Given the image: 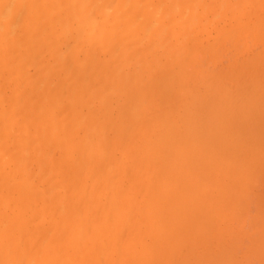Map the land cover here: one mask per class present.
Masks as SVG:
<instances>
[{"label": "bare ground", "instance_id": "obj_1", "mask_svg": "<svg viewBox=\"0 0 264 264\" xmlns=\"http://www.w3.org/2000/svg\"><path fill=\"white\" fill-rule=\"evenodd\" d=\"M154 1H156L155 3L159 1L158 8L155 6L153 7L152 3ZM154 1L0 0V243L1 241L3 242V245H0L2 247V249L0 248V253L4 254L3 252H5L8 255V258H5L4 261L7 259V261L10 262L13 258L25 257L24 253L27 251V259L23 258L26 263H23V260H21L22 262L19 261L20 258L16 259L21 264H32L34 259L32 258V260L30 258L31 256L34 257L33 253L36 249L34 248L35 250H32L33 252H28V250L36 246L39 247L40 244L38 245V242L41 243V241H51V243H53L52 241H59L62 242L61 247L53 248L48 245L43 253L39 252L38 254L35 251V255H38L35 259V264H217V262H214L213 253H210V251V255L205 254V256L202 253L199 254V248L201 246L206 244V246H209V244H211L210 239L212 237V230H215L216 227V225L212 227L211 224V222L215 224V220L212 221L215 218L213 212L215 210L217 211L216 213L220 212L222 215L218 214L219 217L226 219L229 215L228 220L232 219L230 218V214L232 215L237 212V214H235L237 217L235 215L231 217L234 218L235 216V218H238V215L242 214V209L239 210V213V208H237L239 205L237 204V200L239 199H237V197L233 198L234 192H237V189L242 187L239 189L241 190V194L238 198H240L244 190L243 184L252 181V176L249 178L250 180H246V177H248V175L250 176L252 172L253 174L257 172L256 175L258 176L260 172L262 174L264 170V166L262 167L263 170L260 168L261 164L264 165V160H262L264 153L262 154L260 152L261 154H259L262 156L258 155L261 149L255 148V146L259 147L260 145H264V131L262 132L261 130L264 126V112L262 110L264 109V104H262L261 101L264 99L260 98V95H264V90L261 89L264 88V80H262L264 79V77H262L264 75H254V77H257L254 81L257 79L259 81L261 79L259 81L260 83L255 81L256 83L258 82L259 85H254L253 81V73H257L258 71L259 74L260 69L258 70V67L264 68V58L262 57L264 56V49L261 47L262 49L260 48L258 50L259 47H257L261 46V44L258 45V43H263L262 41H264V32H262V29L264 30V23L262 24L264 20L260 18L261 20L259 21V18L251 14L255 9H258V7H254L252 12L249 11V14L254 16L251 18L254 20L256 17L257 20L254 21L256 23H253L251 19V23H253V27L250 25L252 31L256 34L257 32L263 34V36L257 34L261 38L256 37V35L253 37L257 38L255 40L257 49L255 47L252 48L253 45L251 47L253 51L249 48L247 49L252 51V53L249 51L245 52L246 54L247 52L251 54V56L248 55L246 57V61H243V59H245L244 56L243 59H239L245 53L242 54L241 57L239 56L238 60L240 61H235L234 57L236 58L238 54L234 56V51L232 49H234L236 42L237 44L239 42L235 39L231 41V43L236 41L235 44H232L234 45L231 49L233 52H229V55L231 54L232 56L227 55L228 51H223L226 53L224 56L226 60L228 58V60H230L231 58V62L227 60L225 64L229 62L228 64L231 63L230 65H232V68L236 66L238 71L236 67L233 69L238 73L241 70L240 74H235V71L227 64L231 72L234 71L232 73L235 74V76L240 75V79L239 76H237L238 78L235 77L236 81L242 85L248 81L245 84L249 85V87H240L239 83H237L238 86L236 81H233V85H237L236 87H240V89L235 87V90L232 85L233 87H231L233 90L230 93L234 95L236 93L235 91H237V95L231 98L230 96H232V94H226L227 90L231 91V89L227 87L229 83L226 82L227 85L224 81L229 79L234 80V76L229 72L230 69L229 71H227L228 69L226 70L227 66L221 68L223 66L220 65V67L216 63L215 65L218 66V68H216L214 62L212 64V66L214 65L216 68L212 69L214 74L210 70L211 67L210 69L204 67V69L212 74L214 78V75H216L217 78H215L216 80L213 77V79L210 78L211 81L214 80V82H212L213 85H211V81L209 83L203 82L204 86L208 84L206 90L211 87L210 91H213L217 87L213 89L212 86L214 87L219 83H224L223 85H225V88L222 86L223 89H221V85H219L220 87L217 89H220L218 93L221 95L217 93V90H215V94H210V91H206L202 84H198L197 86L193 81L192 86L196 84L195 87L197 90H200L199 86L203 88V91L201 90L203 94L198 91V95L202 98L204 91H206L208 94L205 93L208 96L202 99L206 100V98H209L208 100L210 102V98L215 96L211 102L216 104L212 107L213 103L211 104L210 102L209 104L206 100L207 102L204 101V103L206 102L207 104H203V106L205 105V109L196 110L198 106L200 108L204 107L200 106L202 105V103H200L202 100H200V97L197 95V90L195 91L196 88L194 89L192 86L189 87V79L194 78V80L198 82L201 80L199 76H203L202 78L207 80L206 76H209L207 75L209 73L204 70L203 67H198L199 69L197 67H192L195 63H190L191 60L189 61L188 58H185V60L187 59L186 61H188L186 62L182 57L183 61L180 59L179 61L182 63L185 62L186 64L179 62L178 65L175 63V65L178 66L176 68L171 67L172 69L170 71L166 70V73L165 71L164 73H159L158 70H154V65L152 66V63L155 61L153 60H150L151 65L149 64L152 70L147 66L145 70L144 64L150 58L155 57V51L161 44L162 46L166 44L164 40L169 39L168 36L172 35L171 32L174 29L171 28L172 30H168V32L171 31L170 35L167 33L168 36L163 39V41L161 40L163 36L160 39V35L162 34L159 33L161 30H159L158 27L161 29V25L162 27L164 26L162 23L165 22L160 19L161 17H165L160 13L164 14L167 10L170 12L169 8L167 10L163 9L164 13L162 12L163 10L160 11V9H162L165 3L168 7L171 4H173V6H171L174 7L179 0H170V4L167 3V0ZM197 1L198 0H196V2ZM226 1L229 0H225L224 4H229L225 3ZM179 2H181L180 4L182 5L184 3L186 7V4L189 5L186 2H191V0H186V2L185 0H180ZM196 2H194V4ZM204 2L206 3L207 0ZM214 3L216 6L218 2L216 3L215 1L211 4ZM194 4L191 6L190 13L192 14L198 9L197 6L195 7L196 9L192 8ZM202 4L205 6L203 2ZM202 4L199 8L203 11L204 7ZM218 4V8L222 9V7H220L221 0ZM181 8L184 10V6ZM260 8L259 5V9ZM177 9L175 8V11ZM246 10L247 9L244 11ZM173 11L174 9H171V12ZM260 11L261 9L259 12ZM204 12L205 10L203 14ZM180 13H183L181 9ZM200 13H202L201 10L198 13L199 16L197 15L198 17L202 15ZM207 13L209 15L211 14V18L218 14L217 11L214 15H212L211 11L210 13L207 11ZM167 14L168 11L165 15L167 16ZM245 14H247L248 19L250 15H248L247 12ZM183 15L184 13L181 14L182 17ZM259 15H261V13H259ZM262 16H264V14H262ZM188 17L191 18L193 16L189 15ZM205 17L207 18L209 16L206 15ZM203 18L201 20L202 22ZM169 19L172 21V19L175 20L177 17L171 18L170 15ZM188 19H186V21H188L189 24ZM207 19H205V21ZM195 20H197V18ZM199 21L198 24H201ZM218 21L221 20L219 19ZM247 21H249V19ZM212 22H210V24ZM172 23L174 22H168L166 24ZM186 23H184V26ZM182 24L183 23H181L180 26L177 25L178 28H180ZM194 24H196V22ZM217 25L219 24L217 23L216 26ZM245 25L249 30V23L247 22ZM254 25L260 26L261 30L258 27L257 30ZM187 26L188 27L185 29L186 31L190 28L189 25ZM164 27L167 28V25ZM166 28L162 29V31L164 30L163 35L166 34ZM178 28H176V30ZM244 28L245 27H242L240 29L241 33L237 29V31L233 29L230 33L233 32L234 34V31L235 33L239 32L234 34V38L238 36L242 41V38L245 39L248 36L247 40L250 41V39H252L253 42L254 39L252 38V31H250L251 28L249 31H242L246 29ZM254 28L256 31H254ZM180 29H182V27ZM196 30L197 29H195V31ZM210 30L213 31V29ZM218 31L220 30L218 29ZM242 32L244 34L250 32V35L248 33L244 35ZM157 33L160 35L158 34L156 37L157 39L159 38L162 43L158 41L160 44L158 43L159 47H156L157 49L155 50L153 46H155L157 42L152 40V38H156L155 35ZM226 33L229 34V31L222 34ZM200 34L203 35L202 33ZM233 34L231 33V35L229 34L227 36H232L233 38ZM240 34L242 35L240 36ZM172 36L170 37L173 38ZM223 36L218 40L210 39L213 44L220 45L219 42L221 40H229L228 38L224 39L225 36ZM179 37L175 39L180 40ZM257 40H260V42H257ZM150 41L152 42L151 45ZM153 41H155V43ZM181 41L182 40H180V42ZM215 41L217 43H215ZM209 42L210 43L202 44L199 48L204 50L206 46H214L211 44L212 42L210 40ZM229 42H227L229 44L227 46L231 45ZM191 43L192 42H190V44ZM176 44H179V42ZM187 44L188 43L185 45ZM237 44L236 46L241 43ZM162 46L159 50L164 48H162ZM166 47L167 48L164 49L166 50L165 53L169 52V45H166ZM220 47L223 48L222 45H220ZM211 48L212 47H210V49ZM215 48V46L212 48L213 53L211 55L220 57V53H217L218 55L216 54ZM236 48L238 47H235L234 50H238ZM207 49L210 50L209 47ZM240 49V51L243 50V48ZM202 50L201 53H203ZM208 50L205 49L204 53ZM199 51L200 49L197 51L193 49L189 52L190 54L194 52V54L198 56L195 58L194 54H191L194 56L192 57L194 61H198L200 55L202 56ZM254 51H258L259 54L262 51V54H260V56H262L259 57L258 54L254 55L256 54ZM197 52H199L200 55ZM217 52L220 51L217 50ZM156 54H158L157 51ZM190 54H188L187 57H190ZM159 56L161 57L160 54ZM254 56L263 59L262 62V59L259 61L256 57L257 60L261 62L259 66H257L259 63ZM203 57L205 61L208 59L206 54L202 56L201 66L206 63L205 61L203 63ZM225 58L221 60V63ZM209 59L212 61L210 56ZM213 61H216V59ZM234 61L236 65L232 63ZM237 61L241 63V65L238 64ZM254 61H256V67L253 65ZM244 62H247L245 66ZM249 63L250 65L252 64L251 68L248 67ZM197 64H199V62H197ZM181 65H183V68ZM184 65L188 67H185L188 71L191 67L192 70H190L193 71L192 73L194 74L196 73L195 70L197 73H199L198 70L206 71L207 74H204L202 71L200 75L196 73L197 75L195 76H197V79L191 76V78L185 80L188 87H186V85L183 86L181 85L183 79L187 75V77L190 75L186 74V72H181V69L182 71L185 70ZM237 65H239V67ZM168 67L166 69H168ZM242 67L246 68V76H248V78L245 76V73L242 75V71H245ZM219 68L229 72L226 75L222 74L225 78L232 76L223 81L224 77H221L222 75L220 76L218 73L215 74L217 70L222 71ZM253 68H255L256 71ZM146 73L149 74L145 76ZM249 73L252 74L253 78L250 77L251 75ZM181 74H183V76ZM244 77L246 80L241 81L245 79ZM249 78H252V81ZM261 81H263V83H261ZM228 82L231 84L232 81L230 80ZM249 82H253V84ZM185 88H187L186 93L194 90L193 93H187L189 94L188 96L196 92L193 97H189L197 106H192L195 105L194 103L192 105L190 104V106H192L191 108L195 107V110L193 109L194 111L188 107V109H186L188 111L183 112L185 106L182 110L176 107V105H173L175 102L173 99L175 98V100H177L176 96L178 95H180L181 100L187 102V100L182 99L184 97H181L183 94V96L188 98L187 94L184 92V95L183 93ZM189 88L193 89L190 91ZM261 92L263 94H261ZM254 93L259 96V98L255 96V98L257 97L258 99L256 98V100L252 101L251 98L254 97ZM224 94L227 96L229 95V98L224 96ZM218 95L220 97L224 96L225 99L222 97L219 101L220 98ZM120 96H123L124 99ZM236 96L246 97L249 101L251 99L252 102H250L253 104L259 100L260 103L258 102V104L255 103L252 105L250 102L249 104L246 103L248 102L246 100V107L245 104H243L245 100ZM117 97L123 100L122 103L120 99V103H116ZM241 99L242 101H240ZM216 101H218V104ZM178 103L179 101L176 104L178 105ZM198 103H200V105ZM236 104H239L237 106L239 110L245 106L247 112L250 111L248 109L250 106L251 108L252 106L254 107V110L252 109L250 111L252 113H248L251 116V121L248 119L250 117H243L248 116L245 107V111H242V109L239 111L237 109L235 112ZM241 104L244 106H240ZM186 105L188 106L187 103ZM255 105H258V108ZM162 106L172 109V111L165 112L164 110L167 108H163ZM173 106L175 107L172 108ZM206 106L209 108L207 109ZM259 107L261 109H259ZM175 108L182 110L183 114H181L182 112L177 114L175 111L178 109L176 110ZM255 108H257L258 111L261 110L260 114L263 117H258L259 112L255 110ZM232 111L237 114L235 115ZM238 111L241 113H238ZM254 112L256 115L253 114ZM232 113L235 115V118L231 117ZM239 114H241L242 117H239ZM256 116L257 118H255ZM227 119H231V122L234 121L237 122V124H240L238 123L239 120L243 121L247 119L244 121H246L245 124H248H243V126L248 129L246 131H248L249 135L251 131L257 134L258 130H256V127L262 126L261 129L258 127L260 134L258 133L259 136H257V138H254L256 135H253V141L251 137H249L250 139L248 138L249 135L245 132V128H243L241 132H237V130H234L233 126H236L235 129L241 126L234 125L235 123L232 124L231 122H229L231 124H229V126L227 125ZM255 120L261 125H257L258 123L255 125ZM259 120H263V122ZM221 126H226L229 129L233 127L231 128L233 131H227L226 127ZM251 126L254 130L251 129ZM233 132H237L236 136L240 132V135L238 134L240 138L244 133L246 136H244V134V137L239 139ZM242 132L244 133L241 134ZM227 133H233L234 136H232V134L228 135ZM230 137H236L237 140H231ZM245 137L247 140L249 139V141H245V139H243ZM258 137L262 138L258 139ZM238 140L242 141V144L238 142ZM251 141H253L251 144L255 149L251 148L255 151L251 150L250 147V149L248 148ZM257 142H259L260 145ZM254 143L257 145H253ZM239 144L246 146L243 148V146ZM229 145L231 146L228 147ZM234 146L241 148H238L239 153H241L243 149L246 153H244V155H246L244 157L248 159L245 161L247 164L243 161V163L241 162L242 168L245 166L243 169L241 168L244 173L239 167L240 160L244 159L242 156L244 151L240 156L236 155L237 157L239 156V158L241 157V159H238V162L236 156L233 155V151H235V154H238V149ZM229 151H232L231 155L235 157L234 159L229 155ZM251 151L254 154L257 153L256 156H252ZM257 155L258 157L260 156V165L259 162L258 164L254 162V160L256 161L258 159ZM230 158L237 163L230 160L233 162L230 163L233 164V166L230 165V170H232L233 167L232 171L229 169L225 170L229 165L228 163L230 161L228 162V160ZM249 160L257 165L258 169H256V167L254 168V164H251L253 169L256 170L255 172L249 167L251 163ZM234 164L239 167L236 168L241 170L243 174L247 175V172L249 173L247 176L244 175L243 177V175H240L241 172H239V183L237 179H235L236 181L233 180L234 176L232 178L231 172H233L234 169L238 172V170L234 168ZM220 168L223 170L221 169L218 171ZM248 168L251 169L248 170ZM216 170L220 174V176L217 175L219 178V180L217 179L218 184L223 182L228 185V181H220V178H225L224 175L230 172L228 175L231 174V180L229 177H227V180H230L233 184L229 185V187H234V191L232 188L231 191H229L230 189L227 190L229 187L225 184H222L223 187H220L219 190L214 184L213 186L215 188L210 186L211 179H215L213 173ZM224 171H226V173ZM221 172H224L223 176ZM236 172L234 171L233 175H235L234 173ZM256 175L254 174L255 177ZM239 176L242 178L241 181ZM256 178L255 180L257 183L258 178ZM234 183H236L237 186L234 185ZM241 183H243V186L240 185ZM248 184L245 185L247 191L250 188L247 186ZM256 186H258V184ZM223 188L225 190H222ZM213 190L226 193L225 195L223 193V196L227 197L224 199V201H226L224 202L223 198L221 201L219 197L221 194L218 193L219 196L213 195L216 197V201L218 200L217 198H219V202L217 201L216 203V201H214L215 197L214 199H212L213 197L211 198ZM247 191L245 192L247 193ZM250 191L251 189L248 192ZM254 194L256 195V193ZM246 196L249 195L247 194ZM231 199H234V202L231 201ZM257 199L260 204L261 199L259 197H257ZM230 202H233V204H230ZM225 203H229L230 205ZM222 205L224 208L221 207ZM219 206L224 212L219 211ZM228 206H232L230 210ZM234 207H236V210L233 209ZM257 207L259 206L257 205ZM209 210L211 211V216L210 213H205ZM244 210L247 211V207ZM229 212L231 213L229 214ZM204 213L210 218H205L206 215ZM224 213L227 217L223 216L225 215ZM243 213L245 212L243 211ZM262 216H264V214ZM240 217L241 216H239V218ZM235 218L234 220H236ZM238 219L236 221L240 223V219ZM257 220L258 219H256V221ZM234 238L235 243L238 237ZM254 239L258 240L259 237ZM230 242H232V240ZM262 242H264V240H262ZM229 244L231 245L232 243ZM219 245L217 247L223 250L221 249L218 254L220 255V253H223L224 255L222 254L223 257L221 255V260L218 259V261H221L220 263L222 264H226L222 262L225 259L226 262L228 261L227 264L231 263V261H233L231 264L235 263V256L238 258V255H235L237 253L227 257L226 255L228 252L226 253V249ZM262 245L264 244H260V247ZM205 249H207V247H205ZM229 249L230 247L227 248V251H230ZM251 249H253V247ZM205 251L207 253V250ZM253 251L248 254H252L250 256L254 257L255 254H253ZM241 252L239 254L243 253ZM218 254L216 256H218ZM39 255L41 256L39 257ZM255 257L258 259L256 255ZM16 259L12 261L13 264L16 262ZM244 260L248 262V259L245 258ZM219 262L218 264H220ZM0 263L5 264L6 262L3 263V261H0Z\"/></svg>", "mask_w": 264, "mask_h": 264}, {"label": "rangeland", "instance_id": "obj_2", "mask_svg": "<svg viewBox=\"0 0 264 264\" xmlns=\"http://www.w3.org/2000/svg\"><path fill=\"white\" fill-rule=\"evenodd\" d=\"M153 1H154V0H153ZM153 1L149 0V2H153ZM157 1H158V0H157ZM179 1H180V0H179ZM179 1H177V5L175 4L174 7H172L173 4H171L172 6L169 5V7H168L167 4L165 3L164 6H163L164 8L162 7V9H160V11H162L163 9H164V10H167L168 8L170 9V12H169V10H167V11H168L167 16L165 15V13H167V11L164 13V10H163L162 12H163L164 14L160 13L162 16H163V15L165 16L164 18H162L161 15H160V17H161L160 19L165 21V22L162 21V22H164V23H162V24H163L164 26L167 25V28L163 26V27L166 28L167 30H166V32H165L166 34H164V35H165V36H164V35H163L164 30L162 31V29H164V28H163L162 25H161V29H160V27H158V28H159V30H161V31H159V33L162 34V35H160L159 33H157V34L155 35V37L159 34V35H160V39H161L162 36L164 37V38L162 37V39H161V40L163 41V39L167 38V36L170 35V32H171V31L168 32V30L171 29V28H172V29L174 28L173 30L171 29V30H172L171 33H172L173 36L170 35V36H172L174 39L171 38L170 36H168L169 39H167V40L165 39V40H164L166 44L163 43L165 46H164V45L162 46V44H161L160 47H159V46H158V43H159V42L162 43V41L159 40V38L157 39V37H156V38H154V37L152 38V40H155V41L157 42V43H156L157 46H156V45L153 46L154 44L152 45L153 47H155V50H156L158 47L161 48V46H162V48H163V47H164V48L162 49L163 52H162L161 49L159 50V48H158V49L156 50L158 54H156V51H155V57H154V58H150V59L144 64V66H145V70H146V66H147L149 69L152 68L151 66H149V64H150V60H153V61H155V62L157 61L156 63H155V62H154V63L151 62V63H152V66L154 65V66H153V67H154L153 69L156 70V71L158 70L159 73H164V71H165V73H166V70H167V71H170L172 68H176V67L179 65L178 63L181 62V61H179V59L182 60V61H183V59H184V61H186L187 59L185 60V58H188L189 61H190V60L193 61V62L190 61V63H192V64L195 63V65L192 66V67H197V68H198V67H203V69H204V67H205V68L207 67V68H209V69H210V67H211L210 70H211V72L213 73V72H214V71L212 70L213 68H215V67L218 68V66L222 65L223 67L220 66L221 68H225V67L227 66V67H226V70L228 69L227 71H229V69H230L229 66H231V68H232V65H230L231 63L228 64L229 62H231V61H230L231 58H230V60H228L229 58L227 57V55H228V56L231 55V54L229 55V52H230L231 49L234 47V45H232V44H235V42H236V41H235L234 43H231V41H232V40L234 41V39H235V40L239 41L238 44L241 43V44L238 45L237 42H236V44H237L238 46H236V44H235V47H238V48H236V49H238V50H234V49H235V47H234V49H232L234 52L231 51V52L234 53V54L232 53L234 56H235L236 54H238V55H236V58L233 56L234 59H235V61H236V60H238L239 56L241 57V55L244 54L246 51H249L250 53H252V51H253V50L251 49L252 45H253L252 48H254V47L256 48V46H257V45L255 44V43H256L255 40L257 39L256 37L261 38V37L258 36V35H262V36H263V34H260V33L257 32V34H258V35H257L255 32H253L251 26L253 27V23H256V22H254V21L256 20V17L259 18V21H260L262 18H263L262 20H264V16H262V14H264V12H261V11H264V9H263V7H264V5H263V4H264V0H231V1L229 0L230 2H229V1H226V2H225V3H229V4H224V1H225V0H221V5H220V7H222V9L218 8V7H219V4H218V3L220 2V0H219V1H217V0H207L206 3L204 2L205 0H198L197 2H196V0H191V2H186V0H185V2L189 4V5L186 4V7H187V8L185 7V4H184V3H183V5L180 4L182 1H181V2H179ZM200 1H201V2H200ZM208 1H209V2H208ZM215 1H216V3L218 2V3L216 4V6H215V3H214V4H211V3L215 2ZM239 1H240V2H239ZM243 1H244V2H243ZM155 2H156V1H154V2L152 3V5H153V7L155 6L156 8H158V3H159V1H158L157 3H155ZM183 2H184V1H183ZM194 2H196V3L194 4ZM202 2L205 4V6H203ZM232 2H233L234 4H233ZM167 3L170 4L171 1H170V0L168 1V0H167ZM173 3H174V1H173ZM175 3H176V1H175ZM230 3H231V4H230ZM156 4H157V5H156ZM178 4H180V5H178ZM192 4H194V5H193L194 7H192V8H195V7L197 6L198 9H199V10L197 9L195 12H193V14L190 13ZM201 4H202V6L204 7V10H205L204 14H203V11H204V10L202 11V9L199 8V6H200ZM209 4H210V7H209ZM181 5L184 6V10H182L183 8H181V7H182ZM225 5H226V6H225ZM238 5H239V6H238ZM242 5H243V6H242ZM247 5H248V7H247ZM259 5H260V7H261V8H260V9H261L260 12H259V10H260V9H259ZM202 6H201V7H202ZM206 6H207V7H206ZM214 6H215V8H216L217 10L214 8ZM233 6H235V7H233ZM245 6H246V7H245ZM203 7H202V8H203ZM205 7H206L207 9H206ZM229 7H230V8H229ZM254 7H256V8L258 7V9H255L256 11H255V10L253 11L252 9H253ZM156 8H155V9H156ZM165 8H166V9H165ZM175 8H176V9L178 8V9L176 10V11H178V12L175 11ZM185 8H186V11H185ZM208 8H209V10L212 12V15H214L216 11H217L218 14H216L215 16H213V18H211V17H212L211 14L209 15V14L207 13V11L210 13V11L208 10ZM210 8H211V9H210ZM248 8H249V9H248ZM171 9H172V10L174 9V11L171 12ZM180 9H181V12L184 13L183 17L181 16V14H183V13H180ZM187 9H188V10H187ZM195 9H196V8H195ZM195 9H194V10H195ZM213 9H214V10H213ZM219 9H220V10H219ZM228 9H229V10H228ZM238 9H239V10H238ZM241 9H242V10H241ZM245 9H247V10L244 11ZM262 9H263V10H262ZM200 10H201V12H202V13H200V14H202V15H201L200 17H198V16H199L198 13H199ZM215 10H216V11H215ZM218 10H219V12H218ZM257 10H258V11H257ZM192 11H193V9H192ZM239 11H240V12H239ZM243 11H244L245 13L247 12L248 15H250V14H249V11H251V12L253 11L251 14H252V15H255L256 17H255L254 20H253L252 18H253L254 16H251V15H250V17L248 16V19H249V21H250V22H249V21H247V20H248V19H247V14H245ZM185 12H186V13H185ZM233 12H234V13H233ZM238 12H239V13H238ZM254 12H256V13H254ZM173 13H174V15H173ZM194 13H195V14H194ZM223 13H224V14H223ZM259 13H261V15H259ZM191 14H192V15H191ZM234 14H235V15H234ZM170 15H171V18H173V17L176 18V17H177V19H175V20L172 19V21H170V19H169V18H170ZM176 15H177V16H176ZM189 15H190V16H193V17L190 18V17H188ZM197 15H198V16H197ZM206 15L209 16V17H207L208 19L205 17ZM243 15H245V16H243ZM175 16H176V17H175ZM179 16L182 17V18H180ZM231 16H232V17H231ZM259 16H260V17H259ZM203 17H204V18H203ZM239 17H241V18H239ZM244 17H246V18H244ZM251 17H252V18H251ZM166 18H167V20H166ZM188 18H190V19H192V20H190V19H188ZM196 18H197V20H195ZM202 18H203V22L201 21ZM209 18H211V19H213V20H211V19H209ZM228 18H229V19H228ZM260 18H261V19H260ZM168 19H169V21H168ZM180 19H181V20H180ZM186 19L189 20V24H188V21H186ZM205 19H207V20L205 21ZM219 19H220L221 21H218ZM232 19H233V20H232ZM236 19H237V20H236ZM251 19H252L253 23H251V22H252ZM199 20H200V21H199ZM175 21H176V22H175ZM183 21H184V22H183ZM185 21H186L187 23H186ZM198 21L201 22V24H198ZM212 21H213V22H212ZM217 21H218V22H217ZM232 21H233V22H232ZM256 21H257V20H256ZM168 22H174V23H172V24H166V23H168ZM195 22H196V24H194ZM208 22H209V23H208ZM210 22H212V23L210 24ZM247 22L249 23V27L251 28V30H250V28H249V30L252 31V33H253L252 38L256 35V37L253 38V39H254L253 42H252V39H250V38H249V39H250L251 42L247 40V39H248V36H247L245 39L242 38V41L240 40L241 38H239L238 36H237L238 39H237V38H234V36H235L234 34L239 33V32L235 33V31H234V34H233V32H231V33L233 34V38H232V36H230L232 39H231L229 36H227V35H229V34L231 35L230 31H232L233 29H234V30L237 29V30H239L240 33H241V30H240V29H241L242 27H245V28H246V25H245V24H246ZM181 23H183V24L181 25L182 29H180L181 27L178 28V26H180ZM184 23H186L185 26H184ZM217 23L219 24V25H217L218 28H217V26H216ZM228 23H229L230 26L228 25ZM240 23H241V25H240ZM263 23H264V21L262 22V24H263ZM209 24H210V25H209ZM234 24H235V25H234ZM258 24H259V25H262V24H260V23H258ZM177 25H178V26H177ZM187 25L190 26V28H189L188 31L185 30L186 27H188ZM193 25H194V26H193ZM201 25H202V26H201ZM214 25H215L216 27H215ZM250 25H251V26H250ZM256 25H257V24H256ZM256 25H254V26H255L256 29L258 30V28H260V26H256ZM159 26H160V25H159ZM191 26H192V27H191ZM199 26H201L202 28L199 27ZM213 26H214L215 28H214ZM226 26H227V27H226ZM231 26H232V28H231ZM240 26H241V28H240ZM247 26H248V25H247ZM198 27H199V28H198ZM236 27H237V28H236ZM257 27H258V28H257ZM261 27H262V26H261ZM176 28H178V29H177L178 31L176 30ZM204 28H205V29H204ZM208 28H209V29H208ZM225 28H226V29H225ZM229 28H230V30H229ZM245 28H244V29H245ZM263 28H264V27H263ZM187 29H188V28H187ZM195 29H197V30H196L197 32L195 31ZM210 29H213V31L216 29V30H215L216 33H215V31L213 32V31H211ZM218 29H219L220 31H218ZM221 29H222V30H221ZM254 29H255V28H254ZM254 29H253V30H254ZM256 29H255L254 31H256ZM179 30H180V31L182 30V31L180 32ZM205 30H206V31H205ZM208 30H210V31H208ZM224 30H225V31H224ZM237 30H236V31H237ZM246 30H248V28H246L245 30H242V31H246ZM249 30H248V31H249ZM260 30H261V28H260ZM260 30H259V31H260ZM203 31H204V32H203ZM217 31H218V33H217ZM227 31H229V34H228V33H226V34H222V33H225V32H227ZM161 32H162V33H161ZM185 32H186V34H187V33H188V34L186 35ZM212 32H213V33H212ZM260 32H261V31H260ZM262 32H264L263 29H262ZM167 33H168V35H167ZM181 33H182V34H181ZM200 33H202V34L205 35V36L201 35ZM209 33H210V34H209ZM219 33H220V34H219ZM242 33H243V32H242ZM247 33L250 35V32H247ZM247 33H246V34L243 33V34H244V35H247ZM207 34H208V35H207ZM183 35H186V36H183ZM200 35H201V37H200V39H199V36H200ZM209 35H210V36H209ZM223 35H224L225 37H224ZM241 35H242V34H240V36H241ZM251 35H252V34H251ZM179 36H180V37H179ZM222 36L224 37V39H225V38H228L229 40L231 39L230 42H229V40H224V41H226V42H224V41L221 40V39H220V40H221L220 42L218 41V42L220 43V45H222L223 48H221L220 45L213 44V42H212L213 39H215V40L217 39V40H218V39H219L220 37H222ZM158 37H159V36H158ZM176 37H177V38L179 37V39L182 40V41L180 42V40H176V39H177ZM184 37H185V38H184ZM242 37H243V36H242ZM244 37H245V36H244ZM249 37H250V36H249ZM175 38H176V39H175ZM183 38H184V39H183ZM204 38H205V39H204ZM210 38H211L212 40H211ZM259 38H258V39H259ZM148 39H149V38H148ZM149 40H150V39H149ZM170 40H171V41H170ZM175 40H176V42H175ZM209 40L212 42L211 44L214 45V46L216 47V48H215V50H216V51H215L216 54H217V53H218V54L220 53V55H221V56L219 55L220 57L211 55V54L213 53L212 48H214V46H206V48H205L206 50H208V49H207L208 47H209V49H210V47H212L210 50L206 51V53H204V52H205V49L202 50L201 48H199L200 46H202V44L210 43ZM245 40H246V41H245ZM262 40H263V38H262ZM155 41H153V42L155 43ZM158 41H159V42H158ZM167 41H168V42H167ZM173 41H174L175 43H174ZM177 41L179 42V44H176V43H178ZM204 41H205V42H204ZM222 41H223V42H222ZM247 41H248V43L246 44ZM150 42H151V41H150ZM170 42H171V43H170ZM172 42L174 43V45H173ZM185 42L188 43V44L185 45V44H186ZM190 42H192V43L190 44ZM196 42H197V43H196ZM202 42H203V43H202ZM227 42L231 43V45H230L231 47H230V46H227V45H229ZM257 42H260V40H259V41L257 40ZM262 42L264 43V41H262ZM160 43H159V44H160ZM168 43H169V44H168ZM195 43H196V44H195ZM215 43H217V42L215 41ZM219 43H218V44H219ZM221 43H222V44H221ZM225 43H226V45H225ZM263 43H258V45L261 44V46H257V47H259L258 50H259L261 47H263V49H264V44H263ZM151 44H152V42L150 43V45H151ZM189 44H190V45H189ZM248 44H249V45H248ZM250 44H251V45H250ZM166 45H167V46L169 45L168 50H169L170 54H169V52H166V53H165L166 50H164V49L167 48ZM177 45H178V46H177ZM188 45H189V46H188ZM207 45H209V44H207ZM216 45H217V46H216ZM245 45H246L247 47H246ZM262 45H263V46H262ZM174 46H175V47H174ZM244 46H245V47H244ZM156 47H157V48H156ZM169 48L172 49V50H170ZM174 48H175V49H174ZM195 48H197V49H195ZM226 48H227V50H226ZM240 48H243V50L240 51V50H241ZM248 48H249L250 50H252V51L247 50ZM176 49H177V50H176ZM184 49H185V50H184ZM193 49H194V51H197L198 49H200V51H199L200 53H201V50H202V51H203V53H201L202 56H205V54L207 55L208 59H207L206 61H205V59H204V57H203V63H204V61L206 62V63H204V65L202 64L203 66H201V62H202V61H201V57H202V56L200 55L199 52H197V53H199V55H200V58H199V59L197 58L198 61H197V60L194 61V60L192 59V57H194V56H195V58L198 57V56H196V55L194 54V52L191 53V54H194V56L191 55V54L189 53V52L192 51ZM239 49H240V50H239ZM256 49H257V48H256ZM256 49H255V50H256ZM261 49H262V48H261ZM174 50H175V51H174ZM217 50L220 51V52H217ZM244 50H245V51H244ZM159 51H160V53H159ZM178 51H179L180 53H179ZM210 51H211V53H210ZM223 51H228L226 57L228 58L227 60H228L229 62H228L227 64H228L229 66H228L227 64H225V61L227 62L226 58L224 57L226 53H224ZM236 51H237V52H236ZM263 51H264V50H263ZM161 52H162V53H161ZM222 52H223V54H222ZM231 52H230V53H231ZM240 52H241V53H240ZM249 52H247V54L245 53L246 55H245V54L242 55V57L239 58V59H243V56H244L245 59H243V61H246V57H247L248 55L251 56V54H249ZM254 52H255V51H254ZM254 52H253V54H254ZM163 53H165V54H163ZM175 53H176V55H175ZM195 53H196V52H195ZM255 53H256V54H254V55H257V54H258L259 57L262 56V55L260 56V54H262V51L260 52V54L258 53V51L255 52ZM159 54L161 55V57L159 56ZM162 54H163V56H162ZM188 54H190V57H187ZM216 54H215V55H216ZM218 54H217V55H218ZM173 55H174V56H173ZM171 56H172V57H171ZM209 56H210V58H212V59H211L212 61H210ZM231 56H232V55H231ZM252 56H253V55H252ZM156 57H157V60H156ZM173 57H174V58H173ZM182 57H183V59H182ZM221 57H222V58H221ZM256 57H257V56H256ZM256 57L254 56V58L257 60L258 57H257V58H256ZM262 57L264 58V56H262ZM190 58H191V59H190ZM223 58H225V60H223V62H222L223 64H222V63H221V60H222ZM248 58H250V57H248ZM214 59H216L217 62H216V61H213ZM234 59H232V60H234ZM258 59H259V58H258ZM261 59H262V58H261ZM261 59H259V61H260ZM251 60H252V59H251ZM251 60H250V61H251ZM175 61H176V62H175ZM235 61L232 62L234 65H236V64H235V63H236ZM238 61H240V60H238ZM238 61H237V62H238ZM248 61H249V60H248ZM259 61L257 60V62L259 63V64H257V66H259L260 63H261V62H259ZM186 62H188V61H186ZM197 62H199V64H197ZM214 62H215V63H214ZM255 62H256V61L253 62V63H254V64H253L254 67H256V65H255L256 63H255ZM262 62H263V59H262ZM175 63L178 64V65L176 66ZM181 63H182V62H181ZM181 63H180V64H181ZM184 63H185V62H184ZM184 63H182V64H184ZM213 63H214V65L217 63L218 66H217V65H215V67H214V65L212 66ZM242 63H243V62H242ZM185 64H186V63H185ZM188 64H189V63H188ZM206 64H207L208 66H207ZM224 64H225V65H224ZM238 64L241 65V63H239V62H238ZM245 64H247V62H244V66H245ZM150 65H151V64H150ZM171 65H173V66L175 65V66L173 67V66H171ZM209 65H210V66H209ZM234 65H233V66H234ZM248 65H249V66H248ZM248 65H246V66H248L249 68H251L252 64L250 65V63H249ZM261 65H262V64H261ZM263 65H264V64H263ZM168 66H169V67H168ZM181 66H182V68H183V65H181ZM188 66H189V65H188ZM190 66H191V65H190ZM224 66H225V67H224ZM237 66L239 67V65H237ZM167 67H168V69H166ZM171 67H172V68H171ZM185 67H187V66L184 65V68H185ZM235 67H236V66H234L233 68H235ZM180 68H181V67H180ZM187 68H188V67H187ZM187 68H185L186 71H185V70L182 71V69H181V72H184V73L186 72V74H190L189 77H187V76H188V75H187V76L185 77L186 79H185V78L183 79V81H182L183 83L181 84V85H183V86L186 85V87H188V85H187V82H186L185 80L191 78V76H192V77H195V78L197 79V76H195V75H197V74L200 75V72L202 71V70H201V71L198 70L199 73H197V71L195 70V72H196L197 74H196V73L194 74V73H192L193 71H191V70H192L191 67L189 68V71L187 70ZM216 68H215V69H216ZM221 68H219V69L222 70ZM233 68H232V69H233ZM242 68H244V70H245V71H242V75H243V73H245V76H246V75H247V74H246V73H247V72H246V68H245V67H242ZM164 69H165V70H164ZM190 69H191V70H190ZM198 69H199V68H198ZM201 69H202V68H201ZM215 69H214V70H215ZM236 69H237V67H236ZM253 69L255 70V68H253ZM259 69H260V70H259ZM151 70H152V69H151ZM204 70H206V69H204ZM224 70H225V69H224ZM224 70H222V71H218V70H217V72L215 71V74L218 73V74H220V76H221L222 74L226 75L227 73L231 72V69H230L229 72H226V70H225V71H224ZM233 70H234V69H233ZM239 70H240V69H239ZM251 70H252V69H251ZM258 70H259V74H258V71H257V73H253V77H254L255 74H257L256 76H258V75H260V76H261V75H264V68H263V67H258ZM206 71H207V70H206ZM206 71H205V72L202 71V72H204V74H207ZM234 71H235V70H234ZM234 71H232V72H234ZM237 71H238V69H237ZM237 71H235V74H240L241 70L239 71V73H238ZM255 71H256V70H255ZM260 71H261V72H260ZM187 72H188V73H187ZM207 72H208V71H207ZM232 72H231V73H232ZM236 72H237V73H236ZM248 72H249V71H248ZM250 72H251V71H250ZM253 72H254V71H253ZM208 73H209V72H208ZM251 73H252V72H251ZM260 73H262V74H260ZM148 74H149V73H148ZM148 74L146 73L145 76H147ZM186 74H185V75H186ZM201 74H202V73H201ZM213 74H214V73H213ZM232 74H233V73H232ZM235 74H233V76H234L233 79H234V80L229 79L232 75L229 76V77H226L227 79H229V80H226V81H224V80L226 79L225 76H223V75L221 76V77H224V78H223V81H224L225 84L229 83V85L227 84V85H228L227 87H228L229 89H231V91H230V90L228 91V90L226 89V90H227V91H226V94H228V93H229V95L232 94V93H230V92H232V90H233V89H232V87L234 86V85H233V84H234L233 81H236L235 77L238 78L237 76H239V79H240V75L235 76ZM249 74H250V73H249ZM181 75L183 76V74H181ZM185 75H184V76H185ZM193 75H194V76H193ZM199 75H198V76H199ZM207 75H209V76H206V77H207V78H206L207 80L203 79V78H202L203 76H199V79L201 78V80H202V79H203V80H202V81L199 80L198 82H196V81L194 80V78L189 79V80H190V81H189V83H190V86H189V87L192 86L193 81H194V83L197 84V86H198V84H200V85L202 84V85L204 86V83H203V82H207V83H209V82L211 81L210 78H212L213 75L210 74V73L207 74ZM211 75H212V76H211ZM228 75H229V74H228ZM242 75H241V76H242ZM250 75H251L250 77H252V74H250ZM210 76H211V77H210ZM214 76H215V78H217L216 75H214ZM260 76H259V77H260ZM218 77H219V76H218ZM246 77L248 78V76H246ZM253 77H252V78H253ZM262 77H264V76H262ZM182 78H183V77H182ZM213 78H214V77H213ZM213 78H212V79H213ZM215 78H214V79H215ZM242 78H243V77H242ZM244 78H245V77H244ZM252 78H251V79L249 78V79L252 81ZM255 78H257V77H254V78H253V81H254ZM191 80H192V81H191ZM215 80H216V79H215ZM230 80L232 81L231 84H230V82H228V81H230ZM245 80H246V78H245L244 80L242 79L241 81H245ZM247 80H248V79H247ZM250 80H249V81H250ZM260 80H261V79H260ZM260 80H259V81H260ZM262 80H264V79H262ZM200 81H201V82H200ZM218 81H219V79H218ZM255 81H258V79L255 80ZM255 81H254V85H256V84L259 85L260 82L258 81L259 83H258V82L256 83ZM212 82H214V80L211 81V83H212ZM219 82H220V81H219ZM226 82H227V83H226ZM246 82H248V81H246ZM246 82H245V83H246ZM189 83H188V84H189ZM207 83H206V84H207ZM211 83H210V84H211ZM224 83H223V84H224ZM237 83H239V82L236 81V84H237ZM245 83H244L243 85L239 83L240 87H242V86H247V87H249V85H247V84H245ZM249 83H250V84H253V82H249ZM261 83H263V81H261ZM196 84H193V86H192L194 89L196 88V87H195ZM206 84H205V85H206ZM214 84H217V83H214ZM223 84H222V83H219L217 86H214V87L212 86V88H213V89L216 88V87L219 88V87H220L219 85H221L220 88L223 89V88H225V87H224L225 85H223ZM176 85H177V84H176ZM207 85H208V84H207ZM207 85L204 86V89H205V90H206V88H208ZM211 85H213V83H212ZM232 85H233V86H232ZM237 85H238V84H237ZM237 85H235L233 88L235 89V87H236ZM239 85H238V86H239ZM263 85H264V84H263ZM222 86H223V88H222ZM231 86H232V87H231ZM250 86H252V85H250ZM261 86H262V84H261ZM177 87L179 88L178 85H177ZM177 87H176V88H177ZM240 87H236V88H237V89H238V88L240 89ZM247 87H246V88H247ZM252 87H253V86H252ZM256 87H257V86H256ZM193 88H192V89H193ZM199 88H200V90H199V89L197 90V88L195 89V91L197 90V95H198V91H200V93L203 94V92H202V91H203V90H202V89H203L202 86H201V87L199 86ZM217 88L214 89L213 91L217 90V93H218V91H220V89H217ZM258 88H259V87H258ZM185 89H186V90H185ZM185 89H184L183 93H184V92L186 93L187 88H185ZM192 89L189 88L190 91H191ZM241 89H242V88H241ZM261 89L264 90V88H261ZM201 90H202V91H201ZM207 90L210 91V90H211V87H210V89H207ZM207 90H206V91H207ZM235 90H236V89H235ZM262 90H261V91H262ZM206 91H204V95H203V97H205V96L207 97V96H208V95H207L208 92H206ZM213 91H210L209 93H210V94H213V93L215 94L216 91H215V92H213ZM239 91H240V90H239ZM193 92H194V90H192L191 92H187V93L190 94V93H193ZM205 92H206L207 94H206ZM211 92H212V93H211ZM224 92H225V90H224ZM235 92H236V93H235L234 95L232 94V96H230L231 98H232V97H235V95H237V91H235ZM242 92H243V90H242ZM185 93H184V95H185ZM187 93H186V94H187ZM220 93H221V92H220ZM240 93H241V92H240ZM256 93H257V92H256ZM263 93H264V91H263ZM263 93L261 92V94H263ZM189 94H187V96H188ZM195 94H196V92H195L193 95H190V96L193 97ZM205 94H206V95H205ZM218 94H219V93H218ZM219 95H221V94H219ZM219 95H218V96H219ZM229 95H228V96H229ZM258 95H259V94H258ZM190 96H188V98H186V97L183 96V94H182L181 97H184V98H182V99L187 100V102H186V101L181 100L180 95H178V96H176V97H177V98H176L177 100H175V98H174L173 101H175V102H174V104H173V103H172V104H173V105H176V107H178L179 109H182V108L185 106V107H184L185 110L182 109L183 112L188 111V110H186V109H188V107H189V108H191L192 106L197 107L196 104L192 101V99H190V98H191ZM198 96H199V95H198ZM211 96H213V95H211ZM211 96H210V97H211ZM224 96L228 97V96L225 95V94H224ZM224 96H221V97L219 96V98H220L219 101L222 99V97L225 99ZM253 96H254V97L251 98L252 101H253V100H256L257 97L259 98V96H257L255 93H254ZM255 96H257V97L255 98ZM120 97H121V96H120ZM120 97H117V98H116V103H120V102L122 103V101H123L122 99H124V98H123V96L121 97L122 99H121ZM189 97H190V98H189ZM199 97H200V100L203 101V102H202V101L200 102V103H202V105H200V103H198L200 106H203V104L206 105V104H207V103H206L207 101L209 102V100H208L209 98H206V100H207V101H206V100H203V99H202L203 97H202V98H201V96H199ZM216 97H217V95H216ZM236 97H238V98L240 97V98L244 99L245 101H243V104H245L246 107H247L246 103L249 104V102L251 101V99H250V101H249V99H247L246 97H241V96H236ZM178 98H180V99H178ZM214 98H215V96H213L212 98H210V102H211V100L214 99ZM228 98H229V97H228ZM238 98H235V99H238ZM245 98H246V99H245ZM248 98H249V97H248ZM253 98H255V99H253ZM258 98H257V99H258ZM260 98H263V99H264V95H263V96L260 95ZM119 99H120V102H119ZM235 99H234V100H235ZM242 99H241L240 101H242ZM180 100L183 101V102H181ZM189 100H190V101H189ZM246 100H247L248 102H246ZM261 100H262V99H261ZM173 101H172V102H173ZM178 101H179V103H178V105H177L176 103H177ZM204 101H206V102L204 103ZM252 101H251V102H252ZM259 101H260V100H259ZM259 101H258V102H259ZM263 101H264V100H263ZM263 101H261L262 104H264ZM189 102H190V103H189ZM210 102H209V104H210ZM217 102H218V101H216V103H217ZM236 102H237V100H236ZM245 102H246V103H245ZM251 102H250V103H251ZM258 102L256 101L255 103L258 104ZM180 103H181V104H180ZM182 103H184V104H182ZM186 103L188 104V106L186 105ZM193 103H194L195 105H192ZM212 103H213V102H211V104H212ZM238 103H239V101H238ZM255 103H254V104H255ZM259 103H260V102H259ZM190 104H191L192 106H190ZM217 104H218V103H217ZM239 104H240V103H239ZM239 104H236V108H235L236 110H235V112L237 111V109H238L237 106H238ZM243 104H241L240 106H242ZM251 104L254 105L253 103H251ZM251 104H250V105H251ZM205 105H204V106H205ZM212 105H213V106H212ZM212 105H211V106L214 107V105H216V104L213 103ZM204 106H203V107H204ZM243 106H244V105H243ZM245 106H244V107H245ZM255 106H256V105H255ZM260 106H261V105H260ZM263 106H264V105H263ZM162 107H163V108H167V107H164V106H162ZM174 107H175V106H173L172 108H174ZM186 107H187V108H186ZM195 107H194V108H195ZM244 107H243V108H240V110H239V109H238V110L241 111V109H242V111H243V110L245 111V108H246V107H245V108H244ZM256 107L258 108V105H257ZM178 108H175V109L177 110ZM194 108H191V109L193 110ZM206 108L208 109L209 107L206 106ZM250 108H251V106H250ZM250 108H248L250 111H251L252 109L254 110V107H253V106H252L251 109H250ZM257 108H255V110L258 111ZM263 108H264V107H263ZM179 109H178L177 111H175V110H174V111H175L177 114H178V113H181L182 110H179ZM199 109L203 110V109H205V107H204V108H202V107L200 108V107L198 106V108H196V110H199ZM259 109H261V108L259 107ZM189 110H190V109H189ZM194 110H195V109H194ZM194 110H193V111H194ZM201 110H200V111H201ZM262 110H263V112H264V109H262ZM164 111H165V112H168V111H172V109L167 108V109L164 110ZM233 111H234V109H233ZM233 111H232V112H233ZM239 111H238V113H241V112H239ZM250 111L247 112V108H246V113H247V114H248ZM260 111H261V110L258 111V112H259V113H258V117L261 116ZM183 112H182L181 114H183ZM233 113H234V112H233ZM233 113H232L231 117H234V118H235V115H236L237 113H236V114L234 113L235 115H234ZM243 113H244V112H243ZM243 113H242V114H243ZM251 113H252V112H250L249 114H251ZM261 113H262V112H261ZM249 114H248V116H243V117H244V118H246V117H247V118L250 117V118H248V119H249V121H251V120H250V119H251V116H250ZM253 114H255V112H254ZM259 114H260V115H259ZM240 115H241V114H239L238 116H239V117H242V115H241V116H240ZM255 115H256V114H255ZM252 117H253V116H252ZM261 117H263V116H261ZM234 118H233V120H234ZM255 118H257V116H256ZM240 119H241V118H240ZM258 119H260V118H258ZM229 120H230V121H229ZM229 120H228V119L226 120V121H228V124H227V125H229V124H230L229 122L232 121L231 119H229ZM236 120H237V119H236ZM236 120H235V121H236ZM244 120H247V119H244ZM244 120H243V121L239 120L238 123H240V124H237V122H234V121L231 122L232 124L235 123L234 125H237V126L240 125V126H241V127H240L241 129H240L239 127H237L239 130H238L237 128L235 129L236 126H233L235 131L237 130V132H238V131L241 132V130H243V128H245V127L243 126V124H245L246 121H244ZM252 120H254V119H252ZM256 120H257V119H256ZM256 120H255V121H256ZM226 121H225V122H226ZM259 121H260V122H263V120H262V121L259 120ZM225 122H224V123H225ZM247 122H248V121H247ZM252 122H253V121H252ZM254 123H255V125H256L257 123H258L257 125L260 124L258 121L254 122ZM247 124H248V123H246L245 125H247ZM263 124H264V123H263ZM263 124H262V125H263ZM222 125H223V123H222ZM230 125H231V124H230ZM230 125H229V126H230ZM260 125H261V124H260ZM249 126H250V124H249ZM249 126H248V127H249ZM253 126H254V125H253ZM221 127H226V126H221ZM233 127H230V129H229L228 127H226V128H227L226 130L229 131V130H231V128H233ZM254 127H255V126H254ZM254 127H253V128H254ZM258 127H259L260 129L262 128V126H257V127H256L257 129H256V130H258V131H259ZM249 128H250V127H249ZM251 129H252V126H251ZM251 129H250V130H251ZM244 130H245V132L248 133V131H246V130H248V129L245 128ZM252 130H254V129H252ZM261 130H262V132L264 131V126H263V128H262ZM231 131H233V129H232ZM258 131H257V134H256V133L254 134V132L252 133V131L250 132V135H249V133H248V135H249V136L247 135L248 138H249V137L252 138L253 135H254V136L256 135L255 137H254V136H253V137H254V138H257V136H259V134H260V131H259V132H258ZM237 132H233L235 136H236V133H237ZM240 132H239V133H240ZM233 133H227V134H228V135H231V134H232V136H234ZM239 133H238V134H239ZM243 133H244V132H242L241 134H243ZM258 133H259V134H258ZM238 134H237V136L239 137V139H242V137L246 136V134L244 133L245 135L243 134L244 136L242 135V137L240 138V136H239L240 134H239V135H238ZM262 135H263V134H262ZM262 135H261V136H262ZM237 136H236V137H237ZM263 136H264V135H263ZM236 137H232V138L230 137V139H231V140H232V139L234 140V139H236ZM238 137H237V138H238ZM228 138H229V136H228ZM259 138L261 139L262 137H258V139H259ZM230 139H228V140H230ZM243 139H245V141L247 140L246 137L243 138ZM249 139H250V138H249ZM249 139H248L247 141H249ZM263 139H264V138H263ZM236 140H237V139H236ZM251 140L254 141L253 138H252ZM253 141L250 142V145H251V146H250V145H249V146L247 145L248 148H249V147H250V148H251V147L253 148V146H252V144H251ZM263 141H264V140H263ZM230 142H233V141H230ZM230 142H227V143H230ZM238 142L241 143L242 141H239V140H238ZM245 143H246V142H245ZM255 143H256V142H255ZM255 143H254L253 145H257V144H255ZM257 143L259 144V142H257ZM260 143H261V140H260ZM262 143H263V142H262ZM241 144H242V143H241ZM247 144H248V142H247ZM227 145H228V144H227ZM231 145H232V144H231ZM231 145H229L228 147H230ZM233 145H234V143H233ZM239 145H240V144H239ZM239 145H238V146H239ZM259 145H260V144H259ZM235 146H236V145H235ZM235 146H234V147H235ZM238 146L235 147V148H236V149L240 148V147H238ZM240 146H243V148H245L244 146H246V145H240ZM260 146H262V147H260ZM260 146H259V147H258V146H257V147L255 146V148H259V149L262 150V151H261V150H260V151L258 150V151H259V152H258V155H260L261 153H262V154L264 153V151H263V150H264V145H260ZM234 147H233V148H234ZM243 148H242V149H243ZM248 148H247V152H248ZM250 148H249V149H250ZM252 148H251V150L255 149V148H253V149H252ZM228 149H229V148H228ZM231 149H232V148H231ZM240 149H241V148H240ZM233 150H235V149H233ZM233 150H232V151H233ZM232 151H229V155H231ZM237 151H238V154H235V153H234L235 151H233V155H234V156H236V155H239V156H240L241 153L244 151V149H243V151L241 150V151H242L241 153H239V149H238ZM253 151H255V150H253ZM256 151H257V150H256ZM249 152H250V151H249ZM260 152H261V153H260ZM236 153H237V152H236ZM244 153H245V151L243 152V155H242L243 157L246 156V155H244ZM251 153H252V156H253V155L256 156V154H257V153L254 154L252 151H251ZM251 153H250V154H251ZM259 153H260V154H259ZM245 154H246V153H245ZM248 154H249V153H248ZM258 155H257V157H258ZM234 156L231 155V158L234 159V158H235ZM239 156H238V157L236 156V158H237L236 160H237V161H238V159H241V157L239 158ZM252 156H251V157H252ZM255 156H254V157H255ZM260 156H262V155H260ZM260 156H259V157H260ZM243 157H242V158H243ZM251 157H250V158H251ZM259 157H258V159H257L256 161H255L254 158H253V160H254V162H255L256 164H258V162H259ZM231 158L228 160V162H229L230 160H232ZM262 158H263L262 160H264V156H262ZM247 160H248V159H247V158L245 159V157H244V159H241L240 162H239V161H238V162H239L240 165H241L243 162L246 163L245 161H247ZM232 161L235 162L234 160H232ZM242 161H243V162H242ZM233 162L230 161V162L228 163V164H229V165H228L229 167L227 166V167H228V168L226 167L227 169H226L225 167H222V168H225V170H228V169L230 170V169H231V168H230V167H231L230 165L233 166V164H230V163H233ZM241 162H242V163H241ZM249 162H251V163L249 164V167H251V168L253 169V167H252L251 164H254V165H255V163H253V162L250 161V160H249ZM260 162H261V161H260ZM260 162H259V165H260ZM235 163H236V162H235ZM236 164H237V163H236ZM246 164H247V163H246ZM246 164H245V165H246ZM240 165H239V167H240V169H241V168H242V165H241V166H240ZM243 165H244V164H243ZM260 166H261L260 168H262L264 165L261 164ZM236 167H238V166L234 164V168H236ZM239 167H238V168H239ZM244 167H245V166H244ZM244 167H243V168H244ZM247 167H248V166H247ZM255 167H256V169H258V168H257V165H255L254 168H255ZM258 167H259V166H258ZM222 168L218 169V171H220ZM243 168H242V169H243ZM251 168H248V170H250ZM236 169H237V168H236ZM242 169H241V170H242ZM222 170H223V169H222ZM232 170H233V167H232ZM232 170H230V171H232ZM237 170H238V169H237ZM241 170H238V172H236V170L234 169V171L236 172V173H234L235 175H233V172H234V171L231 172V174H232V178H233V176H234V178H233L234 181H236L235 179H237V182H238V175H239L238 173L241 172ZM244 170H245V169H244ZM246 170H247V169H246ZM248 170H247V171H248ZM253 170H254V172L256 171L255 169H253ZM253 170H252V171H253ZM259 170H260V169H259ZM261 170H263V168H262ZM261 170H260V171H261ZM218 171L216 170V171L213 173L214 176H215V179L212 178V179H211L212 181L210 180V181H211V185H210L211 187H214V186H213V184H214V185L217 186V189L219 190L220 187H223V185L225 184V183H223V182L221 183L220 181H224V182H227V181H228L229 184H228V185L225 184L227 187H229V185H233V184L231 183V181H230V180H231V179H230V175H231V174L228 175V174L230 173L229 171H228L229 173L226 174L227 176L224 175L225 178H222V177L220 178V181H219V182L221 183V185H220V183L218 184V180H219V178L217 177V175L220 176V174H219ZM242 171H243V170H242ZM263 171H264V170H263ZM263 171H262V174H261V172H260V174H259L258 176L256 175L257 172L254 173V174L256 175V177L258 178V181H259V182L257 181V183H256V180H255L256 177L254 176L253 172L251 173L250 176L248 175L249 173L247 172L248 177H246V180H250L249 178L252 176V177H251V178H252V181H249V182H248L249 184H248L246 181H244V182H246L245 184H243L244 182L240 184V185H242V184L244 185V186L242 185L243 188H244V190H243L242 195H241L240 198H238V196L241 194V190H239V189H241L242 187H240L239 189H237V192H234V194L232 193V194H233V198L237 197V199H239V200H237V201H238L237 204H239V205L237 206V208H239V209H238V212H239L240 209H242V210H241L242 214H241V215H240V214L238 215V218H239V216H241V217L239 218V219H240V223H238V222L236 221L238 218H235V216H236L235 214H237V212H236L235 214H232V215L230 214L231 212H229V214H230V218H232V219H230V220H228V219H229V218H228L229 215H228V217H227L225 213H224L225 215H223V216H226L227 219H226V218H223V217H219V215H222V214H220V212H219V213H216V212H217L216 210L213 212L215 218H214L212 221L215 220V224H214L213 222H211V224H212V227L215 226V225H216V227H215V230H214V229L212 230V237H211V239H210L211 244L208 243L209 246H206L207 244L204 245V246H201V247L199 248V254H201V253H202L203 255H205V254H209V251H210V253H213V260H214V262H215V263L217 262V264H218V262H219L218 259L221 260V255H222L223 253H222V254L220 253V255L218 254V253L221 251L222 248L217 247V246H218L219 244H221V245H219V246L224 247V248L226 249L225 252H226V253L228 252V254L226 255L227 257H228V256H233V254L237 253V254H235V255H238V258L234 255L236 259H234L235 263H233V264H244L245 262H247L246 260H244L245 258L248 259V262H249V263L247 262L248 264H264V247H263L264 245H262V246L260 247V244H264V242H262V240H264V226H263V225H264V216H262V215L264 214V201H263V200H264V173H263ZM217 172H218V173H217ZM224 172L226 173V171H224ZM224 172H223V173H224ZM221 173H222V172H221ZM223 173H222V176H223ZM243 173H244V171H243ZM243 173L241 172L240 175H241V176L243 175V177H244V175L247 176L246 174H243ZM258 173H259V171H258ZM236 174H237V175H236ZM260 175H261V176H260ZM236 176H237V177H236ZM241 176H239V177H240V181H241V179H242ZM227 177H229L230 180H227ZM254 177H255V178H254ZM257 178H256V179H257ZM217 179H218V180H217ZM214 181H215V182H214ZM234 181H233V182H234ZM254 181H255V182H254ZM213 182H214V183H213ZM253 182H254V183H253ZM238 183H239V182H238ZM238 183H237V184H238ZM251 183H252L254 186H253ZM222 184H223V185H222ZM246 184H248L247 186L250 187V188L248 187L249 189L247 188L248 191L251 189L250 192H248V191L246 190V188H245V185H246ZM257 184H258V186H256ZM234 185H236V183H234ZM240 185H238V186H240ZM236 186H237V185H236ZM236 186H235V189H236ZM247 186H246V187H247ZM224 187H225V186H224ZM214 188H215V187H214ZM231 188H232L233 191H234V187H231ZM231 188L229 187V188H227V190L230 189L229 191H231ZM237 188H238V187H237ZM211 190H212V189H211ZM218 190H213V193H212V195H211V198L213 197L212 199H214V197H215L216 195L219 196L218 193H220V191L218 192ZM222 190H225V189L223 188ZM222 190H221V191H222ZM214 191H215V192H214ZM229 191H228V192H229ZM245 191H247V193H246ZM216 192H217V193H216ZM226 192H227V191H226ZM244 192H245V194H244ZM223 193H224V192H223ZM223 193L221 192V193H220L221 195L219 196V197L221 198V199H220L221 201H222V198H223V201H224L225 198H227L226 196H223ZM236 193H237V194H236ZM254 193H256V195H255ZM225 194H226V193H224V195H225ZM227 194H228V193H227ZM235 194H236L237 196H236ZM247 194H248L249 196H246ZM261 194H262V197H261ZM213 195H215V196H213ZM230 195H231V194H230ZM255 197H256V198H255ZM257 197H259V198L261 199V203H260V204L258 203L259 201H258ZM229 198H230V197H229ZM247 198H248V199H247ZM212 199H211V200H212ZM217 199L219 200V198H217ZM218 200H217V201H218ZM233 200H234V199H233ZM233 200L231 199V201H233ZM256 200H257V201H256ZM214 201H216V197H215V200H214ZM217 201H216V203H217ZM225 201H226V200H225ZM225 201H224V202H225ZM218 202H219V201H218ZM233 202H234V201H233ZM233 202H230V204H231V203L233 204ZM262 202H263V203H262ZM235 203H236V201H235ZM245 203H246V204H245ZM257 203H258V204H257ZM223 204H224V203H223ZM225 204H227V203H225ZM228 204H229V203H228ZM228 204H227V205H228ZM230 204H229V205H230ZM262 204H263V205H262ZM218 205H219V204H218ZM245 205H246V206H245ZM257 205H258L259 207H257ZM232 206H235V205H232ZM232 206H231V207H232ZM221 207H223V205H222ZM231 207L228 206L229 210L231 209ZM246 207H247V209H248L247 211L244 210V209H246ZM261 207H262V208H261ZM216 208H217V207H216ZM218 208L220 209V206H219ZM223 208H224V207H223ZM235 208H236V207H234L233 209H235ZM259 209H260V212H261V213L259 212ZM224 210H225V209H224ZM235 210H236V209H235ZM206 211H207V209H206ZM219 211L224 212V211H222V208H221ZM226 211H227V209H226ZM243 211H244L245 213H243ZM210 212H211V211L209 210L208 212H205V213H206V214H207V213L209 214ZM233 212H234V211H233ZM233 212H232V213H233ZM246 212H247V213H246ZM249 212H250V214H249ZM255 212H256V213H255ZM257 212L260 213V214H258ZM205 213H204V214H205ZM239 213H240V212H239ZM206 214H205V215H206ZM218 214H219V215H218ZM227 214H228V213H227ZM261 214H262V215H261ZM233 215H235L234 218H235L236 220H234V218L231 217V216H233ZM206 216H207V217H206ZM206 216H205V218H208V217H209L208 215H206ZM210 216H211V213H210ZM236 217H237V216H236ZM203 218H204V216H203ZM209 218H210V217H209ZM212 218H213V215H212ZM219 219H220V221H219ZM224 219H225V220H224ZM239 219H238V220H239ZM251 219H252V220H251ZM256 219H258V220L256 221ZM261 219H262V221H261ZM205 220H206V219H205ZM255 222H256V223H255ZM262 222H263V223H262ZM219 223H220V224H219ZM253 223H254V224H253ZM258 224H259V225H258ZM228 227H229L230 229H229ZM227 228H228V229H227ZM219 229H220V231H219ZM226 229H227V230H226ZM234 230H235V231H234ZM213 231H214V232H213ZM233 231H234V232H233ZM218 233L221 234V235H219ZM217 234H218V237H217ZM245 234H246V235H245ZM215 235H216V236H215ZM234 237H236V238L238 237V238H237V241H236L237 243H236V242L234 243V241H235V240H234V239H235ZM251 237H252V238H251ZM256 237H257V238L259 237L260 240L258 239V240H259V241H258L257 239H254V238H256ZM261 238H262V239H261ZM220 239H221V240H220ZM249 239H252V240H249ZM231 240H232V242H230ZM244 240H246V241H244ZM254 240H255V241H254ZM256 240H257V241H256ZM214 241H215V242H214ZM252 241H254V242H252ZM52 242H53L54 244L51 243V241H50V242H47V241H44V242H43V241H41V243L38 242V245L40 244L39 247H38V246L33 247V248H31V250H28V252H30V251L33 252V251L36 249V250H35L36 253L39 254V252L43 253L48 245H50V247H53V248H57V247H61V246H62V242H59V241H52ZM261 242H262V243H261ZM50 243H51V244H50ZM229 243H232L233 245L231 244V245H232V246H231ZM234 244H235V245H234ZM0 245H1V246L3 245V242H2V241H1ZM1 246H0V248L2 249ZM235 246H236V247H235ZM251 246L253 247V249H251V248H252ZM205 247H207V249H205ZM229 247H230V249H229L230 251H227V248H229ZM34 248H35V249H34ZM241 248H242V249H241ZM28 249H29V248H28ZM225 249H224V250H225ZM238 249H239V250H238ZM247 249H248V250L250 249L248 253H251V252L254 250V251H253V254H255V255L258 257V259L255 257V255H254V257H253V256H250V255H252V254H248V253H247V251H248ZM32 250H33V251H32ZM205 250H207V253H206ZM215 250H216V252H215ZM222 250H223V249H222ZM242 250H243V251H242ZM260 250H261V251H260ZM0 251H1V250H0ZM3 251H4V250H3ZM35 251H34V253H33V254H34V257L31 256V258H30V259H32V258L34 259V260L32 259L33 262H34V264H35V259L38 257V255H35ZM239 251H240V252L242 251L243 253L241 252L242 254H239V253H240ZM245 251H246V252H245ZM223 252H224V251H223ZM3 253H4V254L0 253V256H1V254H2V257L0 258V261H3V263L6 262L5 264H13L12 261H13L14 259H16V258H17V259L20 258L19 261L23 260V258H26V259H27V254H26L27 251H26V252L24 253V254H25V257L22 256V257H16V258H13V259L10 261V262H11V263H10L9 261H7V259H6V261H4L5 258H8V257H7L8 255H7L5 252H3ZM217 254H218V256H216ZM244 254L246 255V257H245ZM262 254H263V255H262ZM203 255H202V256H203ZM209 255H210V254H209ZM223 255H224V254H223ZM223 255H222V257H223ZM247 255H248V257H247ZM40 256H41V255H39V257H40ZM205 256H206V255H205ZM211 257H212V255H211ZM231 258H233V257H231ZM253 258H254V259H253ZM255 258H256V259H255ZM17 259H16V262H15V263L18 264L19 262H18ZM28 259H29V258H28ZM222 259H223V258H222ZM227 259H228V258H227ZM236 260H237V261H236ZM14 261H15V260H14ZM29 261H31V260H29ZM224 261H225V262H224ZM224 261H222V262L227 264L228 261L226 262L225 259H224ZM256 261H258V262H256ZM7 262H9V263H7ZM21 262H22V261H21ZM24 262L26 263L25 260H23V263H24ZM31 262H32V261H31ZM33 262H32V264H33ZM212 262H213V261H212ZM220 262H221V261H220ZM220 262H219V263H220ZM232 262H233V261H231V263H232ZM240 262H241V263H240ZM260 262H261V263H260ZM1 263H2V262H1ZM1 263H0V264H1ZM15 263H14V264H15ZM23 263H22V264H23ZM231 263H229V264H231ZM247 263H245V264H247ZM19 264H21V263H19ZM220 264H222V263H220Z\"/></svg>", "mask_w": 264, "mask_h": 264}]
</instances>
